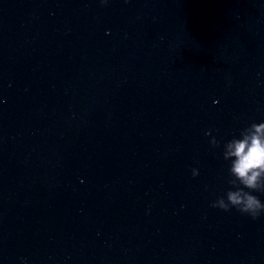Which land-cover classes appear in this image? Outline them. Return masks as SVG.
<instances>
[{"label":"clouds","instance_id":"clouds-1","mask_svg":"<svg viewBox=\"0 0 264 264\" xmlns=\"http://www.w3.org/2000/svg\"><path fill=\"white\" fill-rule=\"evenodd\" d=\"M101 3H107V0H101ZM210 143L214 147L218 145L215 138ZM223 158L230 161L228 183L231 188L211 206L225 212L235 208L242 215L257 219L264 214V202L253 194L264 193V122H253L240 132L239 138L227 141ZM196 175L198 171L193 169V176Z\"/></svg>","mask_w":264,"mask_h":264}]
</instances>
